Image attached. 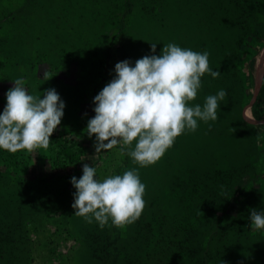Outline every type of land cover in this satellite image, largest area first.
Returning a JSON list of instances; mask_svg holds the SVG:
<instances>
[{
    "label": "rangeland",
    "instance_id": "obj_1",
    "mask_svg": "<svg viewBox=\"0 0 264 264\" xmlns=\"http://www.w3.org/2000/svg\"><path fill=\"white\" fill-rule=\"evenodd\" d=\"M151 43L157 55L168 43L210 54L220 75L201 78L190 106L227 95L216 121L139 168L119 145L96 152L86 129L115 64L134 66ZM18 78L42 98L54 88L65 108L48 149H0V264H264V230L249 220L264 211V125L252 120L263 113L264 0H0V113ZM84 163L100 180L138 168L135 223L101 229L74 214L70 180Z\"/></svg>",
    "mask_w": 264,
    "mask_h": 264
},
{
    "label": "clouds",
    "instance_id": "obj_2",
    "mask_svg": "<svg viewBox=\"0 0 264 264\" xmlns=\"http://www.w3.org/2000/svg\"><path fill=\"white\" fill-rule=\"evenodd\" d=\"M150 47L153 54L137 59L134 66L128 59L115 64V76L93 98L95 115L86 129L89 137L95 136L96 152L119 145L139 168L154 165L178 136L195 132L199 121H216L227 95L220 90L207 96L203 106H190L202 87L201 78L220 75L209 66L210 54L168 43L157 55V43ZM25 85L23 78L13 81L0 113V149L10 153L48 149L64 116L65 102L54 88L44 90L42 98ZM82 173L70 180L76 189L75 215L88 223L94 219L101 229L109 221L123 229L141 217L146 186L138 168L100 180L97 169L84 163ZM249 220L253 230H264V211L250 209Z\"/></svg>",
    "mask_w": 264,
    "mask_h": 264
},
{
    "label": "crops",
    "instance_id": "obj_3",
    "mask_svg": "<svg viewBox=\"0 0 264 264\" xmlns=\"http://www.w3.org/2000/svg\"><path fill=\"white\" fill-rule=\"evenodd\" d=\"M254 104L257 106L258 111L263 112L262 114L260 113V116L257 115V112L255 115H257V117L255 115L252 116V119L255 122H262V124L264 125V85L262 86V89H260V91L258 92V95L256 96V99L254 100ZM242 114L245 115V110H242ZM252 115V113H251ZM261 119H259V118Z\"/></svg>",
    "mask_w": 264,
    "mask_h": 264
},
{
    "label": "water",
    "instance_id": "obj_4",
    "mask_svg": "<svg viewBox=\"0 0 264 264\" xmlns=\"http://www.w3.org/2000/svg\"><path fill=\"white\" fill-rule=\"evenodd\" d=\"M250 106V103L248 104ZM253 120V119H252ZM254 121V120H253ZM255 122V121H254Z\"/></svg>",
    "mask_w": 264,
    "mask_h": 264
},
{
    "label": "trees",
    "instance_id": "obj_5",
    "mask_svg": "<svg viewBox=\"0 0 264 264\" xmlns=\"http://www.w3.org/2000/svg\"><path fill=\"white\" fill-rule=\"evenodd\" d=\"M37 9V8H36Z\"/></svg>",
    "mask_w": 264,
    "mask_h": 264
}]
</instances>
